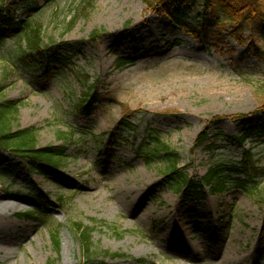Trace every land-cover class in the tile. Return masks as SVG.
Returning a JSON list of instances; mask_svg holds the SVG:
<instances>
[{
  "label": "rangeland",
  "instance_id": "obj_1",
  "mask_svg": "<svg viewBox=\"0 0 264 264\" xmlns=\"http://www.w3.org/2000/svg\"><path fill=\"white\" fill-rule=\"evenodd\" d=\"M89 1L73 22L83 0H52L36 16L46 40L71 58L68 67L53 64L38 71L12 63V40L0 50V100L19 105L13 125L37 127L40 146L61 145L59 132L69 133L57 166L41 163L31 170L0 150V195L24 198L16 214L6 215L27 225L24 232L0 231V264H264V182L249 192L231 187L191 199L166 179L162 163L149 164L137 151L149 129L179 152L180 166L192 176L204 175L219 161H240L244 148L263 154L255 158L264 164V143L247 140L239 147L217 136L250 127L258 119L251 113L264 103V60L248 47L251 28L244 27L241 41L230 24L221 27L210 16L214 34L209 41L197 40L142 0ZM201 9L186 6L191 18H199ZM20 13L33 14L25 8ZM95 29L102 33L96 40L90 37ZM263 35L264 29L256 39L264 48ZM94 83L108 99L91 115L77 114L75 101ZM128 110H137L127 117L139 125L137 133L119 123ZM238 113L250 114L233 117ZM207 123L206 144L193 150ZM39 191L50 197L46 215L23 216L38 209L32 193ZM77 221L93 227L95 261L82 258L73 229ZM175 221L198 235L190 243L209 250L188 263L179 261L182 231H166Z\"/></svg>",
  "mask_w": 264,
  "mask_h": 264
},
{
  "label": "trees",
  "instance_id": "obj_2",
  "mask_svg": "<svg viewBox=\"0 0 264 264\" xmlns=\"http://www.w3.org/2000/svg\"><path fill=\"white\" fill-rule=\"evenodd\" d=\"M52 0H0V50L8 46V40L15 41L8 46V53L11 49L13 55L12 63H22L32 70H40L47 66L57 64L68 67L71 58L57 52L54 44L47 41L44 34V23L36 18L42 5ZM150 11L161 13L170 18L176 25L192 34L197 40L204 37L210 40L214 30L208 23V18L213 17L215 23L221 27L230 24L231 33L238 39H243L245 26H249L252 33L248 37L249 49L258 57L264 60V48L258 43L256 37L264 29V0H142ZM90 2L83 0L76 8L71 22L82 16L84 4ZM201 6L198 13L199 18H191L186 6ZM25 8L26 12H33L27 18L22 17L20 9ZM102 36L100 30H93L91 39H98ZM264 36V35H263ZM129 61V59L124 60ZM121 65V64H120ZM95 84V83H94ZM94 86V87H93ZM96 84L84 91L81 98L74 103V110L77 114L91 115L96 106L104 98L96 89ZM4 86L0 83V94ZM109 100H112L109 98ZM18 103L13 100H0V150L9 151L19 157L27 167L35 170L41 163L59 165L66 155V147L69 133L59 132V138L64 142L61 145L40 146L38 141L39 129L35 126L25 128L15 127L13 117L18 112ZM137 111V110H136ZM136 111L128 110L120 120L125 129L134 133L138 132L139 125L127 119L130 113ZM139 111V110H138ZM250 113H238L233 117H246ZM251 115L258 116V119L238 135L217 132V136L233 142L239 147H244L247 140L251 143H264V103ZM210 123H207L195 139L193 150L206 144L210 132ZM75 132L71 131V134ZM124 138V137H122ZM128 140V139H125ZM126 142V141H125ZM212 149L213 145H207ZM138 153L147 163L160 162L164 166L166 179L172 186L191 199H203L208 193L223 194L231 187L243 188L249 192L253 187H258L264 182V164L260 158H255L258 153H253L252 147L243 149L242 158L238 162L219 161L214 163L207 172L200 176H192L186 168L180 166V154L172 149L169 144L162 140L161 134L155 130H149L146 136L138 145ZM264 153V149L261 150ZM263 155V154H261ZM259 155V156H261ZM258 156V157H259ZM243 175V176H242ZM2 177V175H0ZM32 197L38 203V209L33 213H22L29 218H40L46 213L45 210L51 206L50 197L41 191L32 193ZM74 232L79 240L82 258L87 261H95L99 251L92 240L93 227L82 222H74ZM54 242L59 248V239L54 234ZM112 255H121L114 253ZM48 264H53L49 262Z\"/></svg>",
  "mask_w": 264,
  "mask_h": 264
},
{
  "label": "bare ground",
  "instance_id": "obj_3",
  "mask_svg": "<svg viewBox=\"0 0 264 264\" xmlns=\"http://www.w3.org/2000/svg\"><path fill=\"white\" fill-rule=\"evenodd\" d=\"M85 190L89 191L90 187L85 188ZM24 198L20 197L15 194L11 193H5L0 195V231L5 234H13L14 232L20 230L19 232H24L26 230L27 225H19L14 223L12 220L9 219V217L6 215V212L8 210H11L13 214H16L18 210L22 207V200ZM173 211V209L171 210ZM147 214V211L139 218L142 219L144 215ZM181 234L177 235L178 238L181 236L182 239H178L179 244H181V247L183 248L180 250V255L178 256V260L183 263H188L190 260V257L197 256L201 254L203 251L209 250L208 246H203L200 243H190V241L193 237L198 236L192 232V230L189 227H181L178 221L171 222L166 227V231H180ZM17 232V233H19ZM16 233V234H17ZM202 237L208 238L209 236L201 235ZM229 262H234V260L230 259Z\"/></svg>",
  "mask_w": 264,
  "mask_h": 264
}]
</instances>
